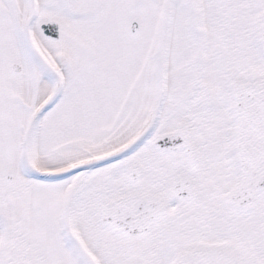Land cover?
<instances>
[{
    "label": "snow or ice",
    "instance_id": "1",
    "mask_svg": "<svg viewBox=\"0 0 264 264\" xmlns=\"http://www.w3.org/2000/svg\"><path fill=\"white\" fill-rule=\"evenodd\" d=\"M0 264H264V0H0Z\"/></svg>",
    "mask_w": 264,
    "mask_h": 264
}]
</instances>
